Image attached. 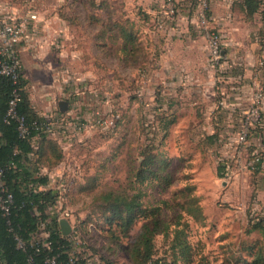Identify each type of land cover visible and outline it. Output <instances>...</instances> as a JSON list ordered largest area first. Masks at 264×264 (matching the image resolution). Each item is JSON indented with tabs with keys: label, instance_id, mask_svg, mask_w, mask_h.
Listing matches in <instances>:
<instances>
[{
	"label": "rangeland",
	"instance_id": "rangeland-1",
	"mask_svg": "<svg viewBox=\"0 0 264 264\" xmlns=\"http://www.w3.org/2000/svg\"><path fill=\"white\" fill-rule=\"evenodd\" d=\"M55 2L61 5L55 13L59 18L66 22L77 19L75 22L82 27L78 29L75 22L72 23L68 35L79 31L80 45L85 51L93 48L92 37L100 35L101 29L88 24L87 19H98L94 16L98 13L79 9L80 5L91 1L78 0L77 4L73 0H48L46 6ZM132 2L126 0L128 4ZM92 55L86 53L80 63L94 66L97 74L92 81L83 82L87 88L79 91L80 108H74L71 115L84 114L90 121L94 111L106 116L113 112L119 115V120L112 129H87L81 140L63 139L62 143L67 144L63 149L67 165L59 172L52 171L51 181L53 188H58L61 182L68 188L59 206L70 214V224L77 226V223L86 222L80 230L82 240L97 248H115L112 257L115 264H133L127 249L141 222L135 223L129 238H122L118 244L109 241L105 223L109 213L101 205L100 196L113 191L128 196L138 194L139 201L143 202L141 209L146 213L151 207H158L163 209L162 217L166 219L181 215L176 229L183 231L180 242L189 249L179 256L178 247L172 245L174 228L171 226L168 236L158 234L153 240V258L160 259L162 264H233L236 261L253 264L258 258L254 251L247 250L249 247H254L264 257V234L251 231L255 225L252 218L264 217V191L256 190L254 184L258 180L251 175L228 180L226 174L230 170L226 169L223 177L219 175L220 161L229 164L232 157L228 150L222 152V147L213 139L201 137L202 115L196 95L191 94L189 99L184 97V101L181 91L185 89L178 83L175 89L180 91L173 96L174 107L161 114L163 118L159 122H153L156 108L149 105L146 94L141 102L137 101L132 73L118 77L113 70L108 77L102 76L99 60H93ZM114 59L116 56L109 60L111 64L118 62ZM60 83L62 88L64 82ZM121 85L127 90L125 94ZM192 85L188 86L192 88ZM85 137L88 138L85 140ZM47 151L48 162H54L57 153H52L51 149ZM149 156L153 157L155 176H146L144 182L139 183L136 175ZM164 202L173 209L163 208ZM137 217L141 220L142 215Z\"/></svg>",
	"mask_w": 264,
	"mask_h": 264
},
{
	"label": "crops",
	"instance_id": "crops-1",
	"mask_svg": "<svg viewBox=\"0 0 264 264\" xmlns=\"http://www.w3.org/2000/svg\"><path fill=\"white\" fill-rule=\"evenodd\" d=\"M90 1L78 6L87 13H98L94 15L98 19H87L88 24L101 29L100 35L92 37L93 48L85 51L80 45L79 31L68 35L77 19L66 22L59 18L55 13L61 7L60 3L46 6L48 0L37 7L41 21L35 37L17 47L27 80V94L32 108L39 115L48 116L57 109L67 114H72L74 108L79 110V91L87 88L83 82L92 81L97 74L94 66L80 63L86 53H91L93 60H99L102 76L108 77L113 70L118 77L132 73L135 98L141 102V97L146 94L149 105L156 108L154 115L159 116L174 107L176 100L173 96L180 91L175 87L180 83L185 89L181 91L184 101V97L189 99L191 94L198 98L196 103L202 115L201 137H213L225 145V141L236 135L240 125L239 113L251 105L253 92L260 88L264 95V19L261 13L248 16V7L243 0H207L212 18L210 26L219 31L223 41V60L215 71L208 65L206 40L196 25L195 13L200 0H175L178 10L171 21L165 20L164 16L154 19L158 13L162 14L163 0H132L130 4L126 0H119L118 4L114 3L115 0ZM7 2L0 0L1 10L5 9ZM75 25L82 28L77 22ZM125 30L130 33V42H126ZM113 56L118 62L111 64L109 60ZM60 82H64L62 88ZM190 83L192 88L188 86ZM121 87L125 94L126 88ZM83 115L78 116L89 122ZM92 118L93 113L90 120ZM87 129L73 139L81 140ZM61 145L63 149L67 146ZM221 147L222 152L228 150L226 145ZM253 154L262 156L255 178L258 181L254 184L257 191L262 192L264 101L259 121L249 130L243 160ZM234 174L235 180L242 175H251L236 169Z\"/></svg>",
	"mask_w": 264,
	"mask_h": 264
},
{
	"label": "trees",
	"instance_id": "trees-1",
	"mask_svg": "<svg viewBox=\"0 0 264 264\" xmlns=\"http://www.w3.org/2000/svg\"><path fill=\"white\" fill-rule=\"evenodd\" d=\"M243 1L248 7V16L261 13L264 19V8L261 7L264 5V0ZM164 2L165 0H163V4ZM7 3L11 6L20 4L17 0H8ZM164 6L165 4L162 12ZM177 10L178 4L175 2L173 19L177 15ZM209 15L210 12H207V16ZM157 16L159 18L161 14L158 13L154 19ZM125 37L126 42H130L128 30H125ZM14 90L18 91L20 99L15 105V116L12 118L8 116L7 112ZM54 114L62 115L68 123H88L85 120L82 121L78 115L72 116L63 110L57 109ZM111 114L116 113L111 112ZM164 116L166 117L167 114ZM19 118L23 119V124L27 129L24 138H21L19 134L17 121ZM152 118L153 122H159L163 117L153 115ZM45 121V116L39 115L32 108L23 69L16 84L10 78L0 75V171H2L0 199H4L7 195L11 196L7 214L0 206V264H49L48 261L52 259L55 264H96L87 263V259L91 256L83 258L78 254L82 249L92 256H97L102 264H115L112 260L116 253L115 248L105 246L97 248L82 240L80 230L84 227L85 221L77 223L71 236L65 237L61 233L59 218L55 213L59 194L50 185L48 175L57 170L61 164L63 169L67 164L61 145L63 141L49 138L47 134L40 131V126ZM117 123L118 121L115 122L114 127ZM208 139L216 141L220 148L222 145L224 146L223 141L219 142L213 137ZM50 149L52 153H57V158L54 162L49 163L46 156L47 150ZM252 157L258 158V162L250 172L255 180L262 164V156L253 154ZM220 163L219 175L223 177L226 163L222 161ZM40 170H43L45 174H42ZM136 176L139 183H143L146 176L154 178L153 157L149 156L143 162ZM149 179L151 181V178ZM41 187L43 189H40ZM2 188L6 191L4 194L1 192ZM100 200L103 208H106V212L109 213L105 223L111 243L118 244L122 238H129L135 223L141 222L139 231L131 238L127 249L129 259L133 264H162L160 259L153 258V240L158 234L168 236L171 226L174 228L172 245L178 247L179 256L185 255L188 251L189 247L180 242L183 231L176 229L180 225V214L173 219H166L162 217L163 209L151 206L149 207L152 209L146 213L145 209L144 211L141 209L143 202L139 201L138 194L128 196L126 193L109 191L102 194ZM163 205L165 209L170 206L165 202ZM175 206L180 205L175 204ZM169 209H173V207L170 206ZM140 215H142L141 220L137 217ZM252 220L255 221V225L251 231H262L261 233L264 234L262 227L264 226V217H255ZM247 250L254 251V256L258 258L253 264H264L262 253L256 252L254 247H249ZM102 251H106L108 254ZM233 264L247 263L236 261Z\"/></svg>",
	"mask_w": 264,
	"mask_h": 264
},
{
	"label": "built area",
	"instance_id": "built-area-1",
	"mask_svg": "<svg viewBox=\"0 0 264 264\" xmlns=\"http://www.w3.org/2000/svg\"><path fill=\"white\" fill-rule=\"evenodd\" d=\"M19 6L7 5L5 9H0V75L10 78L14 84L17 83L19 74L22 70L21 61L17 52V47L22 42H28L36 35V29L38 23L41 21L38 5L44 0H17ZM165 8L161 14L165 20H173L175 13V1L165 0ZM209 4L207 0H200L195 13L196 25L201 30L205 40L206 49L208 55V65L211 69L216 70L219 68L220 63L223 60V41L221 34L215 28L211 27V15L207 16L209 12ZM161 24V23H160ZM19 93L14 90L11 100L9 101L8 116L14 118V108L19 101ZM264 101V95L262 89L258 88L253 92L251 105L245 110L239 113V130L236 135L225 141V145L232 157L231 163H226V171L230 173L226 174L228 180L234 178V170H241L242 172H251L254 165L258 162L257 157H252L247 160H243V153L246 150L247 138L249 130L252 126L257 124L260 117V110ZM46 121L41 124L40 131L47 134L49 138L53 139H68L74 138L89 127L90 129L97 128L100 130L112 129L115 122L118 121V114H110L109 116L103 115L100 111H94L93 118L87 124L81 123H68L64 120L62 115L54 114L45 116ZM19 126V134L21 138H24L27 134V129L23 124V119H17ZM88 128V129H89ZM58 169V168H57ZM61 169L58 170L61 171ZM42 174H45L43 170H40ZM56 171V170H55ZM2 171H0V176ZM49 182L54 178L52 173L48 175ZM40 189H43L42 187ZM58 192V200L55 208V213L59 220L65 219L69 222L70 214L61 210L60 204H62L65 195L68 193V188L64 182L59 183L58 188H54ZM4 194L5 189H1ZM11 202V196L7 195L4 199H0L1 209L5 214L8 213V204ZM62 202V203H61ZM72 235L75 226L71 225ZM67 236V237H69ZM81 257L87 258V263L102 264L97 256H92L86 253V250L82 249L78 252ZM49 264H55L54 259L48 261Z\"/></svg>",
	"mask_w": 264,
	"mask_h": 264
},
{
	"label": "water",
	"instance_id": "water-1",
	"mask_svg": "<svg viewBox=\"0 0 264 264\" xmlns=\"http://www.w3.org/2000/svg\"><path fill=\"white\" fill-rule=\"evenodd\" d=\"M59 225H60L61 233L63 236L67 237L71 234V227L67 220L65 219L59 220Z\"/></svg>",
	"mask_w": 264,
	"mask_h": 264
}]
</instances>
